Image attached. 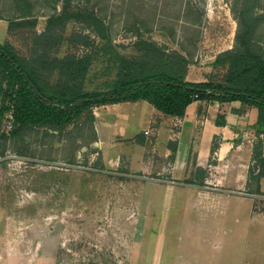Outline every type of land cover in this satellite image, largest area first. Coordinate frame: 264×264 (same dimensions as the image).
Here are the masks:
<instances>
[{"label": "rangeland", "instance_id": "374dc122", "mask_svg": "<svg viewBox=\"0 0 264 264\" xmlns=\"http://www.w3.org/2000/svg\"><path fill=\"white\" fill-rule=\"evenodd\" d=\"M54 2L0 0V19L7 24L29 10L43 31L61 9ZM81 2L73 4L95 8L127 56L142 36L190 55L197 48L195 61L237 32V0ZM81 28L71 23L68 32ZM30 37L0 28V43L22 56ZM258 37L264 45V18ZM102 68L94 65L89 89L104 80ZM3 129L10 131L9 120ZM96 141L95 121L83 118L63 133L33 130L0 142V264H264V193L198 189L174 179L169 162L160 164L147 146L148 174L139 172L141 149L106 166Z\"/></svg>", "mask_w": 264, "mask_h": 264}, {"label": "trees", "instance_id": "16d2710c", "mask_svg": "<svg viewBox=\"0 0 264 264\" xmlns=\"http://www.w3.org/2000/svg\"><path fill=\"white\" fill-rule=\"evenodd\" d=\"M82 1L90 5L93 0ZM54 3H61V9L47 19L43 31L36 29L38 22L29 10L7 21L9 34L27 30L31 37L28 56L17 53L10 41L0 43V142L21 140L33 130L63 133L83 118L94 122V109L107 105L145 101L164 115L182 118L199 100L239 101L242 110L238 113L247 108L258 111L253 126L258 140L247 188L250 194H263L264 45L258 29L264 18L259 12L264 0H237L234 46L216 57L211 74L202 83L186 80L191 60L181 52L139 36L131 44L134 54L127 56L95 8L74 6V0ZM71 23L82 28L68 32ZM64 46L71 50L63 54ZM97 63L103 65L100 77L104 80L89 89ZM6 120L10 131L3 129ZM217 124L225 125L224 121ZM216 149L214 143L212 153ZM207 177L206 171L197 168L186 183L203 188Z\"/></svg>", "mask_w": 264, "mask_h": 264}, {"label": "crops", "instance_id": "0c3cea01", "mask_svg": "<svg viewBox=\"0 0 264 264\" xmlns=\"http://www.w3.org/2000/svg\"><path fill=\"white\" fill-rule=\"evenodd\" d=\"M4 22L0 19V28L8 34V22ZM233 46L232 40L230 45L212 51V54L202 53L195 61L190 59L186 80L191 83L206 82L216 57ZM175 50L191 58L195 56L197 48H192V55L188 50ZM240 110L242 104L239 101L219 103L199 100L187 108L184 117L177 118L160 113L145 101L102 106L93 112L98 137L94 145L102 150L106 166L111 165L120 154L127 153L132 158L131 153L141 149L137 156L141 166L139 172L148 174L150 162L145 163L143 159L147 146L156 154L160 164L169 162L176 180L189 181L192 172L201 168L208 173L206 186L194 187L214 191L226 188L247 192L243 194L246 196H256L248 193L247 184L253 147L258 140L253 128L258 111L247 108L243 113H238ZM217 121H224L225 125L220 126ZM214 143L217 149L212 153ZM261 192L264 193V179L261 181ZM3 261L4 258L0 256V263Z\"/></svg>", "mask_w": 264, "mask_h": 264}, {"label": "built area", "instance_id": "2783aa9c", "mask_svg": "<svg viewBox=\"0 0 264 264\" xmlns=\"http://www.w3.org/2000/svg\"><path fill=\"white\" fill-rule=\"evenodd\" d=\"M197 98V97H196Z\"/></svg>", "mask_w": 264, "mask_h": 264}]
</instances>
